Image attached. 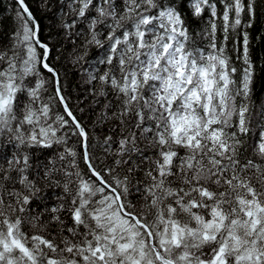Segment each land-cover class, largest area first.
<instances>
[{
    "label": "snow or ice",
    "instance_id": "6c2138e0",
    "mask_svg": "<svg viewBox=\"0 0 264 264\" xmlns=\"http://www.w3.org/2000/svg\"><path fill=\"white\" fill-rule=\"evenodd\" d=\"M0 264H264V0H0Z\"/></svg>",
    "mask_w": 264,
    "mask_h": 264
}]
</instances>
